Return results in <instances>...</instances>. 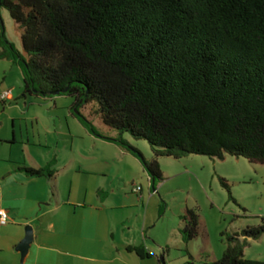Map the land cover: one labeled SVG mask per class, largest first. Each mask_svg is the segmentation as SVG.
<instances>
[{"label":"trees","instance_id":"16d2710c","mask_svg":"<svg viewBox=\"0 0 264 264\" xmlns=\"http://www.w3.org/2000/svg\"><path fill=\"white\" fill-rule=\"evenodd\" d=\"M0 8L21 30L24 54L1 33L0 59L17 63L24 95L74 99L78 121L137 157L153 190L161 157L229 155L264 166V0H0ZM85 106L117 135L99 134ZM124 134L146 141L151 159ZM54 164L18 169L51 178ZM181 221L188 244L199 216L187 208ZM262 235L264 219L227 237L212 264H264L243 256ZM127 249L152 257L143 246Z\"/></svg>","mask_w":264,"mask_h":264},{"label":"crops","instance_id":"0c3cea01","mask_svg":"<svg viewBox=\"0 0 264 264\" xmlns=\"http://www.w3.org/2000/svg\"><path fill=\"white\" fill-rule=\"evenodd\" d=\"M42 99L46 107L58 104L57 97ZM68 111L66 126L52 120V127L23 141L17 122L39 118L21 109L9 117L12 136L0 135V210L8 214L7 224L0 225V264H147L127 248L143 246L154 255L151 229L158 222L149 216L155 193L150 176L137 157L91 133L71 106ZM53 159L51 178L28 177L18 169L43 168ZM26 226L33 240L20 263L15 248Z\"/></svg>","mask_w":264,"mask_h":264},{"label":"rangeland","instance_id":"374dc122","mask_svg":"<svg viewBox=\"0 0 264 264\" xmlns=\"http://www.w3.org/2000/svg\"><path fill=\"white\" fill-rule=\"evenodd\" d=\"M1 33L24 54L21 30L4 8H0ZM4 90H10L12 95L5 104L0 102V135L12 136V121L9 117L19 114L21 109H29L30 115L35 114L39 118L37 122H17L20 124L23 141L26 134L32 139L34 134L36 137L44 127H52V120L57 126H66L65 116L69 115L68 110L74 99L56 96L58 104L54 108L53 104L48 107L42 105L45 101L41 97L24 95L21 70L17 63L10 59H0V92ZM90 111V106L80 109L81 115L96 131L106 136L117 135ZM73 114L78 115V112L74 109ZM123 138L131 143L133 148L142 151L146 161L151 159L145 158L147 155L152 157L146 141L133 140L128 134H124ZM158 164L161 180L156 179L155 193L152 194L154 199L149 204V216L158 223L151 229L154 239L150 244L154 255L145 259L147 264H212L220 259L227 245V237L262 224L263 165L251 164L242 157L229 155H225L223 159L199 155H188L181 159L161 157ZM221 180L226 182L229 192ZM146 205L148 204L145 202ZM160 207L161 216L157 214ZM187 208L196 210L199 216V232L197 238L184 244L179 229L182 228L181 216ZM243 256L248 260L264 262V235L255 240L249 239Z\"/></svg>","mask_w":264,"mask_h":264},{"label":"water","instance_id":"95a60500","mask_svg":"<svg viewBox=\"0 0 264 264\" xmlns=\"http://www.w3.org/2000/svg\"><path fill=\"white\" fill-rule=\"evenodd\" d=\"M66 91V90H65ZM33 240V232L31 226L25 227V236L21 240V242L16 246L15 250L20 253V263L23 262L24 258L26 257L29 247Z\"/></svg>","mask_w":264,"mask_h":264},{"label":"built area","instance_id":"2783aa9c","mask_svg":"<svg viewBox=\"0 0 264 264\" xmlns=\"http://www.w3.org/2000/svg\"><path fill=\"white\" fill-rule=\"evenodd\" d=\"M12 92L10 90L3 91L0 93V102H6L10 98ZM140 188H136L135 191L138 192ZM8 222V214L4 210H0V225H6Z\"/></svg>","mask_w":264,"mask_h":264}]
</instances>
